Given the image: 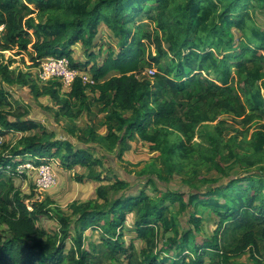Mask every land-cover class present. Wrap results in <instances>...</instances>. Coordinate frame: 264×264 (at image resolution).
Listing matches in <instances>:
<instances>
[{
	"label": "trees",
	"instance_id": "trees-1",
	"mask_svg": "<svg viewBox=\"0 0 264 264\" xmlns=\"http://www.w3.org/2000/svg\"><path fill=\"white\" fill-rule=\"evenodd\" d=\"M253 4L264 8V0H0V78L6 84L48 96L58 107L56 115L71 121L99 104L106 111L101 138L111 151L119 144V154L137 139L158 152L170 172L207 165L223 173L230 161L244 168L222 184L195 192L168 189L160 197L142 189L132 193L128 183L115 179L97 187L101 202H72L70 214L52 213L45 199L20 196L14 185L23 173L19 166L57 157L66 168L86 167L87 179L107 180L103 161L86 145L97 136L95 130L89 125L80 129L77 141L84 146L56 139L41 122L28 118L26 108L3 110L10 108L11 96L0 88V137L26 133L13 144L0 143V187L7 188L0 195V226L5 227L0 229V264H95L90 260L95 252L83 247L86 230L99 232L110 255L119 252L128 264H230L247 249L262 264L256 254L264 252V167H254L264 162V29L249 11ZM53 12L66 18H53ZM142 19L151 28L133 30ZM101 23L118 49L108 50L97 63L92 51L87 61H74L77 43L85 50L96 47ZM7 50L26 55L31 67L48 56L66 57L71 67L88 71L93 84L76 77L64 90L57 80L40 85L33 76L28 82L26 72L9 68L13 60L4 62L1 53ZM149 66L157 68L153 76H139ZM92 92L97 93L93 98ZM223 113L240 124L235 135L225 139V119L200 129ZM68 129L74 133L73 126ZM237 136L248 137L249 152L235 150ZM197 137L208 145L195 142ZM111 189L121 194L111 198ZM166 201L178 203L186 223ZM199 206L217 217L210 235L203 233ZM129 213L135 237L144 242L141 251L122 240ZM52 217L58 230L51 236L36 222ZM226 226L241 231L240 242L228 250L220 242ZM166 233L171 234L161 240Z\"/></svg>",
	"mask_w": 264,
	"mask_h": 264
},
{
	"label": "rangeland",
	"instance_id": "rangeland-1",
	"mask_svg": "<svg viewBox=\"0 0 264 264\" xmlns=\"http://www.w3.org/2000/svg\"><path fill=\"white\" fill-rule=\"evenodd\" d=\"M249 11L252 13V17L256 24L260 26V28L264 29V8L260 7L257 4H253L249 6ZM53 18H66L64 14L53 12L50 14ZM45 19V18H44ZM139 21L137 22V24ZM143 24V25H142ZM140 27L133 29L135 31L143 32L149 30L151 25L146 23L145 19L140 20ZM236 37L239 35L238 31H233ZM96 47L91 48L89 50H85L81 44L74 45L72 59L74 61L85 62L87 61V53L95 52L97 57L94 62H100L103 56L107 53L108 50L112 49L116 51L118 49L117 40L112 35L111 31L104 27L101 23L98 28V34L95 37ZM98 46V47H97ZM100 47V50L98 48ZM154 52L153 48L151 49ZM1 56L4 62H8L9 60H13L10 65V69H14L15 71H23L27 74L28 82L34 81L32 78L36 74L37 67H31V63L28 57L24 54H16L15 50H7L1 53ZM153 68L157 70L155 66H149L143 69L139 76L148 77L145 72L146 69ZM40 85H42L40 82ZM0 88L10 94L9 102L11 103L9 106H5L3 110L7 109H23L25 105L34 104L36 108H40L41 114L40 116L35 117L34 113L31 109H29V115L35 117L39 120L45 127H48L50 131L54 133V137L56 139H64L68 138L76 144H80L77 141L78 136L81 138L82 132L80 129L85 128L87 125L91 126L96 133V137L94 139H89L88 145L96 146L97 148L94 150L97 157L101 158L104 163V169L102 172V178H108L107 180L102 181H91L94 184V192L91 193L86 198H79V195H72V186L71 183L74 181L73 175L69 174L68 183L65 186V189H62L60 192L49 193L47 188H41L37 184V176L35 171L21 170L23 173L14 178V185L20 191V196L32 197L45 199L48 201L49 210L54 213L55 210L60 212L70 214V210L68 209L69 204L72 202H85V201H96L101 202L100 199L97 198L96 189L99 185H109L112 184L115 179L124 180L128 183V189L130 192L134 193L137 190H146L148 194L156 195L157 197L161 196V191L166 190H175L178 189L180 191H201L204 190L207 186L222 184L231 178H235L237 175L243 173L244 168L240 167L238 163L234 161H230L225 164V170L223 173L215 169L208 168L207 165L198 168L195 171L191 169H187L185 171H181L180 173L176 171L170 172L168 170V163L164 161V158L159 155L158 152L151 151L149 145L137 140L133 139L127 142L128 148L124 150L121 154L118 153L120 145L111 151L107 149V143L101 138V134L106 133V127L101 124L104 120V116L106 111L101 108V106L97 103H93L90 105L89 112H84L83 115L79 117L78 121H71L65 117L57 116V105L51 100L48 96H39L35 97L29 90L28 86L24 85H8L0 78ZM93 94V95H92ZM97 93H89V96L93 98ZM19 106V107H18ZM15 112V110H14ZM9 117L8 119H11ZM220 119H225L226 123L223 125V130L225 132V139H228L230 136L235 135L237 131L236 129L241 130L240 124L230 119L227 114H220L214 122H207L201 125L213 127L217 124ZM55 123H58L60 127L55 126ZM62 128L75 126L73 130V134H68L65 131H61ZM77 128V129H76ZM236 128V129H235ZM48 129V130H49ZM23 133H9L0 137V143H9L13 144ZM207 140V138H205ZM248 137L243 139L241 136H237L236 138V147L235 150L239 153L249 152V146L247 145ZM195 142H201L202 147L207 146L208 144L204 141H201L200 137L194 139ZM112 156L111 158H106V156ZM111 159V160H110ZM59 161V158L55 157L53 160L49 162L54 164V162ZM259 166L264 167V162L260 165H256L254 168H258ZM97 170L100 171L101 167H97ZM150 176V178H148ZM153 179L155 185H153L149 179ZM87 178L84 177L82 180L87 181ZM3 182L7 180V176L3 177ZM204 180V181H203ZM7 191L6 187H0V195L4 196ZM121 194L120 189H111L108 193L109 197H114ZM84 199V200H82ZM28 200V199H27ZM166 203L170 206V210L173 215H176L180 222L186 223V215L185 212H182L179 209L178 203H173L166 201ZM199 211L203 217V228L204 234L210 235L217 228V217L216 215L208 209H203L199 206ZM182 212V213H181ZM133 213H129L127 215V223L125 224L124 235L122 240L125 241V244L128 246L129 244L134 245V249L140 250L144 247V242L141 239H137L135 237V233L132 231L133 228ZM36 224L43 228L46 233L49 235L56 234L58 230V223L55 218H42L40 221H37ZM183 224V223H182ZM4 226H0V229L4 230ZM171 233L162 234L160 237L161 240L164 237L170 235ZM84 241L83 247L86 249H90L95 252L93 257H90L91 262L95 264H128L126 257L122 256L121 253L111 254L107 251L106 246L103 245L100 233L96 231L86 230L84 233ZM241 231L240 230H232L231 227H224V229L220 232V242L221 246L224 250H228L233 248L237 243L240 242ZM69 247V241L67 244V248ZM135 251V250H134ZM139 253V252H138ZM256 256L259 258V261L264 264V252L257 253ZM140 257V256H137ZM254 257H251L250 251L247 249L243 254L239 256H233L230 259V264H256ZM134 260V258H133Z\"/></svg>",
	"mask_w": 264,
	"mask_h": 264
},
{
	"label": "built area",
	"instance_id": "built-area-1",
	"mask_svg": "<svg viewBox=\"0 0 264 264\" xmlns=\"http://www.w3.org/2000/svg\"><path fill=\"white\" fill-rule=\"evenodd\" d=\"M155 70L153 68L146 69L144 73L148 77H152ZM35 77L40 82L57 80L61 83L64 90H69L76 77L80 78L84 84H93V79L88 71H79L70 66L66 57L48 56L43 58L36 69ZM21 170L35 171L37 176V184L41 188H50L55 182L53 167L50 162L44 161L36 164L27 160L19 166Z\"/></svg>",
	"mask_w": 264,
	"mask_h": 264
},
{
	"label": "crops",
	"instance_id": "crops-1",
	"mask_svg": "<svg viewBox=\"0 0 264 264\" xmlns=\"http://www.w3.org/2000/svg\"><path fill=\"white\" fill-rule=\"evenodd\" d=\"M24 108H26L28 111H29V109H31L32 112L34 113L35 117L40 116V114H41L40 108H36V105H34V104L28 103V105H25ZM35 117L28 115V118H32L34 120L39 121ZM78 120H79V117L76 118L75 120H73V122L74 121H78ZM55 126L60 127L58 125V123H55ZM46 128L49 129L48 127H46ZM68 128L69 127H66V128L63 127L62 128V126H61L60 129H61V131L63 130L65 132H68L67 131V130H69ZM74 129H75V126H73V130ZM21 133H23V132H21ZM23 134H26V133H23ZM75 144H76V142H75ZM78 145L84 146V143L80 142V144H78ZM86 145L87 146H91V145H88V144H86ZM91 147H92V155L94 157H97L95 152H94V150L97 147L93 146V145ZM109 157L111 158L112 156H109V155L106 156V158H109ZM52 167H53V172H54V175H55V182L50 188L47 189V191L49 193H56V192H60L62 189H65V186L68 183V178L70 176L69 174L73 175V178H74V181H72V183H71L72 190L70 191V192H72L73 196H74L75 192H77L76 195H79V198H86L87 196H89L91 193L94 192V190H95L94 189V184H92L91 181H96V180L86 179L87 181L83 182V181H77L75 179V177H74L75 175H82V176H84L86 178V175L88 174V169L86 167H83V166H80V165H74L71 168H66L59 161L54 162V164H52ZM96 170H97V167H96ZM82 200H84V199H82ZM77 203H79V202H77ZM92 231L93 230H91V232Z\"/></svg>",
	"mask_w": 264,
	"mask_h": 264
}]
</instances>
